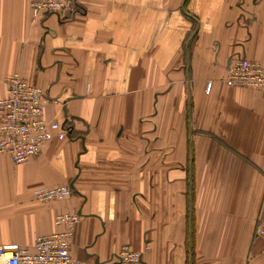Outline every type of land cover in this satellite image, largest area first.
I'll list each match as a JSON object with an SVG mask.
<instances>
[{"label": "crops", "instance_id": "obj_1", "mask_svg": "<svg viewBox=\"0 0 264 264\" xmlns=\"http://www.w3.org/2000/svg\"><path fill=\"white\" fill-rule=\"evenodd\" d=\"M76 7L34 19L0 0V98L19 74L71 131L23 164L0 154V246L31 247L75 211L80 264H115L123 245L143 264H264V97L223 82L235 58L264 65V0Z\"/></svg>", "mask_w": 264, "mask_h": 264}, {"label": "built area", "instance_id": "obj_2", "mask_svg": "<svg viewBox=\"0 0 264 264\" xmlns=\"http://www.w3.org/2000/svg\"><path fill=\"white\" fill-rule=\"evenodd\" d=\"M32 17L44 14L74 15L76 0H28ZM223 82L232 87L254 89L264 97V65L246 57L235 58L226 68ZM5 95L0 98V154H6L13 164L26 163L54 138H66L69 128L61 127L56 119L44 117L50 100L42 89L28 83L19 74L5 77ZM67 185L37 189V202L60 200L70 196ZM79 220L75 211L54 216V223L63 229L51 234L37 235L31 247L0 246V264H80L70 255L74 228ZM256 237L264 244V214L257 219ZM264 254V246L262 249ZM115 264H143L141 253L127 245L121 246Z\"/></svg>", "mask_w": 264, "mask_h": 264}, {"label": "trees", "instance_id": "obj_3", "mask_svg": "<svg viewBox=\"0 0 264 264\" xmlns=\"http://www.w3.org/2000/svg\"><path fill=\"white\" fill-rule=\"evenodd\" d=\"M69 128V127H68ZM71 131H70V128H69V133H70Z\"/></svg>", "mask_w": 264, "mask_h": 264}, {"label": "rangeland", "instance_id": "obj_4", "mask_svg": "<svg viewBox=\"0 0 264 264\" xmlns=\"http://www.w3.org/2000/svg\"><path fill=\"white\" fill-rule=\"evenodd\" d=\"M259 216H260V215H259ZM259 216H258V217H259ZM257 219H258V218H257Z\"/></svg>", "mask_w": 264, "mask_h": 264}]
</instances>
